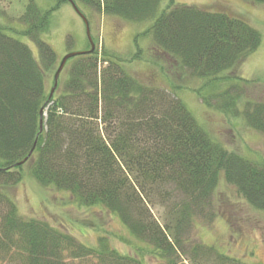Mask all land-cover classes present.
<instances>
[{"label":"trees","instance_id":"obj_1","mask_svg":"<svg viewBox=\"0 0 264 264\" xmlns=\"http://www.w3.org/2000/svg\"><path fill=\"white\" fill-rule=\"evenodd\" d=\"M72 1L130 22L150 21L143 33L151 38L154 53L162 55L163 63L154 64L158 70L163 74L166 64L172 66L201 79L202 89L215 82L225 86L206 98L200 88L196 94L206 104L216 98L223 114L240 117L264 137V102L245 100L240 111V85L248 80L231 73L261 44L260 33L244 19L192 5L160 9L161 0ZM65 2L57 0L49 10L33 0L25 5L19 34L33 43L37 57L0 26V188L17 184L27 165L41 187L67 192L81 206H100L114 214L167 264H176L171 257L185 252L184 236L194 218L205 215L220 173L251 206L264 210V167L211 140L154 75L140 81L124 68V61L94 50L67 60L49 98V74L58 65L41 35L49 30L51 13ZM32 148L26 162L17 165ZM0 202L5 206L0 256L12 252L10 263L72 264L95 257L98 264H141L110 248L104 238L99 247H87L45 222L21 217L4 192ZM194 258L245 264L190 239Z\"/></svg>","mask_w":264,"mask_h":264},{"label":"rangeland","instance_id":"obj_2","mask_svg":"<svg viewBox=\"0 0 264 264\" xmlns=\"http://www.w3.org/2000/svg\"><path fill=\"white\" fill-rule=\"evenodd\" d=\"M33 1L38 8L49 10L57 0ZM27 2L0 0V26L5 27L8 36L26 44L34 57H37L33 43L19 34L24 29L19 19ZM174 5H192L213 12H228L244 19L260 33V46L231 73L248 80L240 85L244 93L237 103L240 111H243L245 100L264 102V4L246 0H161L160 9ZM76 6L88 21V34L99 55L104 50L110 56L118 57L124 61V68L129 74L140 81H147L154 75L155 82L181 100L211 140L226 151L264 167V137L249 128L240 117L223 114L217 107L216 98L206 104L196 94V89L200 88L203 93L201 95L206 98L220 93L225 86L215 82L211 87L202 89L201 79L190 74H180L167 64L165 66L168 70L162 74L154 65L158 61L163 62L160 61L162 55L155 54L151 49L149 35L143 33L151 24L150 21L130 22L97 13L79 3ZM41 38L53 49L56 66L67 53L84 52L90 48L84 21L69 2L62 3L51 13L49 30ZM52 75L53 72L49 77ZM218 177L217 187L205 215L195 217L192 228L184 236L187 241L183 244L185 252L175 254L171 259L176 264H210L205 259L194 258L191 261V239L192 244L200 243L215 248L220 254L245 264H264V210L251 206L233 185L225 181L223 173ZM3 192L12 200L21 217L45 222L52 228L70 234L87 247H99V240L104 238L110 248L137 259L141 264H167L158 255L151 254V249L145 243L134 238L114 214L100 206H81L67 192L41 187L28 173L27 165L23 166L21 180L15 185L0 188V193ZM4 207L0 202V218ZM153 213L157 216L155 210ZM211 213L214 214L212 218ZM13 256L12 252L4 258L0 256V264H13L9 262ZM70 262L98 264L95 257Z\"/></svg>","mask_w":264,"mask_h":264},{"label":"water","instance_id":"obj_3","mask_svg":"<svg viewBox=\"0 0 264 264\" xmlns=\"http://www.w3.org/2000/svg\"><path fill=\"white\" fill-rule=\"evenodd\" d=\"M72 6L74 7L75 11L80 15V17L82 18V20L84 21V24L86 26V30H87V35H88V39H89V42H90V49L88 51H84V52H71V53H67L66 55H64L59 64H58V67L53 75V87L51 88L50 90V95H49V98H51L55 88L57 87V82H58V79H59V76H60V73L61 71L63 70L64 66H65V63L68 59L70 58H73V57H76V56H80V55H83V54H91L93 51H94V44L88 34V23H87V20L86 18L81 14V12L76 8L75 4L73 3L72 0H68ZM40 115H43V109L40 110ZM42 124H43V121L42 119H40V130L42 128ZM33 151V148L32 150L29 152L28 156L26 158H24L22 161H20L19 163H17V165H22L23 163L26 162V160L28 159V157L31 155Z\"/></svg>","mask_w":264,"mask_h":264}]
</instances>
